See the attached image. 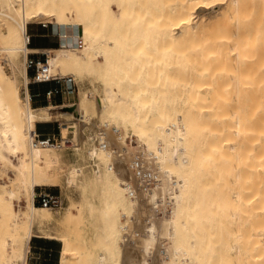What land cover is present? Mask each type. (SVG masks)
<instances>
[{"label":"bare ground","instance_id":"6f19581e","mask_svg":"<svg viewBox=\"0 0 264 264\" xmlns=\"http://www.w3.org/2000/svg\"><path fill=\"white\" fill-rule=\"evenodd\" d=\"M40 20L81 27L83 46L47 50L39 78L89 75L102 86L92 103L81 94L61 107L82 131L92 114L102 121L105 148L96 153L105 164L98 184L80 185L83 202L69 201L58 216L33 203L35 188L58 187L62 162L58 150L33 144L36 123L52 119L28 91L35 51L26 30ZM260 66L264 0H0V181L11 174L10 185L0 182V264H26L31 238L51 225L59 264H98L94 256L99 264H264ZM137 159L158 178L154 186L136 181Z\"/></svg>","mask_w":264,"mask_h":264},{"label":"rangeland","instance_id":"374dc122","mask_svg":"<svg viewBox=\"0 0 264 264\" xmlns=\"http://www.w3.org/2000/svg\"><path fill=\"white\" fill-rule=\"evenodd\" d=\"M112 8L115 9L116 8L115 5H112ZM148 10L149 11L151 10V6L148 7ZM215 10H217V9H215ZM39 22H46V20H40ZM29 25L37 26V24H29ZM28 26H27V28H28ZM78 28H79V30H81V27H78ZM82 46H83V43H82ZM82 46L81 47H76V48L77 49L78 48H82ZM156 49H157V47L152 46V45L149 47L148 54H149L150 57L147 59L148 60V64H147L148 67H147L146 71H148L150 69V66L152 65L153 54L155 53ZM253 65H255V64H253ZM255 66L258 67V65H255ZM261 67L262 66H260V72H262V74L264 75V72H263L264 71V67L263 68H261ZM262 69H263V71H262ZM257 70L259 71V68ZM6 71H7V73L10 72L8 67H6ZM55 73L58 74V72H55ZM55 73H53V74H55ZM27 74H28V78H29V82H30L28 84V87H29L31 82H32L31 77L33 76V73L31 72V70H27ZM63 76L64 77L71 76L72 78H74L75 84H76L75 92L73 94H70V100L66 101V104H68V103L76 104L78 102V97H80L81 94L85 95V97L87 99H89V101H91V103L94 100H96L98 97L102 96L101 83L95 77L89 76V75H85V76H82V77H77V76L74 77L70 73H65ZM126 82H128V81L126 80ZM19 85H20V92L22 93L24 90H23V83H22L21 79H20ZM149 85H153V82H150ZM125 88H127V86H125L122 89V91H125L126 90ZM150 100H151V98L148 99V102ZM31 106L33 108H35V106L32 103H31ZM64 106H66V105H64ZM46 108L49 109L47 112L52 116L51 121L46 123V124L56 125L55 122H57L61 126L64 125V124H65L64 126H66V127L68 126L67 127V131L63 132V133H65V134H63V136L68 133V131L70 130L69 127H72L71 130L74 131V138H73V141H72L73 147H75L77 145H81L80 142L82 143V141H86V140L88 141V139H90L89 137H92V140L94 139V137H98L100 139V127L102 125L101 124L102 121L100 122V120L96 119L95 118L96 117L95 114L93 115L91 113L92 115H91L90 120H89V125L85 129H83V131H82L81 127L78 124H76L77 126L75 125V127H74L73 126L74 125L73 121L70 118H67L66 116H64L62 114L67 109L61 108V107H54V105L52 103L48 104ZM55 117H57V118H55ZM62 121L63 122L66 121V122L63 123ZM105 121H110V120L109 119H107V120L105 119ZM103 123H105V122L103 121ZM43 131H45V129H43ZM76 133H78V134H76ZM126 136L129 137L128 134H126ZM128 139H126V140L129 143L130 139H129V141H128ZM92 140L91 141L89 140V142L86 141V143L83 142L84 143L83 147L80 150H76V151H72V150H69V151H67V150L57 151V153L60 155V158L62 160V162L55 168V172L58 174V178H59L58 187L35 188L36 194L39 193V192L49 193L51 195L59 197V199L62 201V208L63 209L61 208L60 210H56V211L51 210V212H52V214L54 216L61 215V212L63 213L64 209L66 207H68L71 202L78 203V204L83 202L82 200H84V199H83V197L81 195V187H80V185L83 183V181L85 179L88 180V184L91 185V186L93 184L94 185L98 184L97 183V178L100 177V174H102V171H103V168H104V164H105V159H104L103 156H101V155L96 153L97 145L92 143ZM132 140H133L134 143H136L138 141L136 137H133ZM13 160H14L15 163L17 162V159H13ZM88 160L89 161H98L99 163H98V165H96V168H90V166H88V164H87ZM49 174H51V173H49ZM10 175L11 174H9V173H6V174L3 175V179L2 180L7 185H10V183L8 182V178H7ZM229 178H232V177L230 176ZM229 180H231V179H229ZM3 181H0V182H3ZM228 182H230V181H228ZM228 182H227V184L229 186ZM228 186L226 188V190L228 189V192H226V193H228L229 194V198H231L232 195L229 192L233 188H231L229 190ZM232 192H233V190L231 191V193ZM226 196H227V194H226ZM101 197H102V195H101ZM69 201H71V202H69ZM15 209H17V203L16 202H15ZM166 210H169V207H167ZM154 214L156 215L157 218H161L162 217V212H161V214H158L156 212ZM228 219L229 218H227V220ZM96 223L97 222H95L93 224V226H95ZM227 224L230 226L231 223L228 222ZM93 226H88V227L82 228L80 230L81 234L78 235L80 244H83V243L86 242V240H85L86 235L84 234V232L85 231H89V232L94 231ZM54 228L55 227L52 226V225L49 228L45 227V229H44L45 230V232H44L45 235L44 236L54 237L55 236V231L54 230L56 229V228L55 229ZM46 229H48L49 231L46 230ZM160 242L162 244H164V245L167 244V240L164 239V238H161ZM5 253H7V251H5ZM160 254H161V256L164 257L165 252H164L163 248L160 249ZM93 259L96 260V262H98V264L101 262L100 260H98L97 256H94V258H92L91 260H93ZM159 260H160V257H159ZM86 261H87V259H85V262ZM58 264H59V262H58Z\"/></svg>","mask_w":264,"mask_h":264},{"label":"crops","instance_id":"0c3cea01","mask_svg":"<svg viewBox=\"0 0 264 264\" xmlns=\"http://www.w3.org/2000/svg\"><path fill=\"white\" fill-rule=\"evenodd\" d=\"M42 24L43 22H40L37 23V26L29 25L27 28L28 34L30 36L28 47L32 51H35L28 54L27 61H43V54L47 50L59 49L65 44H69L70 41H66L64 39V35L72 36L77 31H79V28H77V31H75L71 28L61 29L50 23H46V26L42 27ZM31 72L33 73V70H31ZM54 86V83L30 84L28 87L31 99L30 103H32L36 109L46 108L50 103H52L54 107H62V105H65L66 101L70 100V95H58L50 102H47L44 99V92L53 88ZM46 123L48 122L36 123L35 132L42 136L55 134L57 132L56 125H50ZM43 129H45V131H43ZM61 255V242L55 240L53 237L33 236L28 246L26 264H58Z\"/></svg>","mask_w":264,"mask_h":264},{"label":"built area","instance_id":"2783aa9c","mask_svg":"<svg viewBox=\"0 0 264 264\" xmlns=\"http://www.w3.org/2000/svg\"><path fill=\"white\" fill-rule=\"evenodd\" d=\"M46 24H42V27H45ZM28 43L29 45V39L30 36L28 34V31L26 30ZM80 30L76 32V35L72 36H64V39L70 38L71 41L69 42V45H72L74 47H81L82 46V40L79 37ZM44 60L43 61H36L33 62L31 60L27 61V70H33V76H32V82L31 84H42V83H54L55 86L46 92H44L43 97L47 102H50L54 97L58 95H70L75 92V80L71 76L61 77V76H50L47 78L40 79L39 78V72L45 73L47 71L46 69V63H47V55L43 54ZM31 100V99H30ZM73 103H68L65 105H71ZM64 106V105H62ZM56 128L57 132L55 134H48V135H39L35 132L33 137V144L36 147H43V148H53L58 151L61 150H72L76 151L73 147V138H74V131L71 130L72 127H69L70 130L66 135H62L61 125L57 122ZM129 141V139H128ZM92 143L97 145L98 147L104 149L105 144L100 141L98 137H94L92 140ZM98 161H89L88 160V166L90 168H96V165H98ZM131 171L133 173V176L135 177L136 181L145 187H152L158 182V178L155 176L152 169L141 159L134 160L130 165ZM134 193L132 191H129V196L133 197ZM34 205L40 206L49 210H60L62 208V201L59 199V197L51 195L49 193L39 192L35 195ZM156 213L161 214V211H156Z\"/></svg>","mask_w":264,"mask_h":264}]
</instances>
